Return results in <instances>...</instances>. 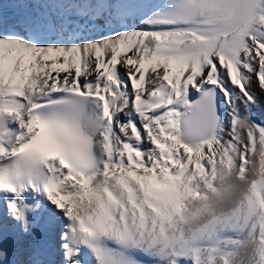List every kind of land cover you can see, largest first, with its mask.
<instances>
[{"label": "snow or ice", "instance_id": "obj_1", "mask_svg": "<svg viewBox=\"0 0 264 264\" xmlns=\"http://www.w3.org/2000/svg\"><path fill=\"white\" fill-rule=\"evenodd\" d=\"M264 0H0V264H264Z\"/></svg>", "mask_w": 264, "mask_h": 264}, {"label": "bare ground", "instance_id": "obj_2", "mask_svg": "<svg viewBox=\"0 0 264 264\" xmlns=\"http://www.w3.org/2000/svg\"><path fill=\"white\" fill-rule=\"evenodd\" d=\"M253 91L257 95V104H256V108H255V115L257 116V114H259L258 112L261 111V109H262V113L264 114V93H261L260 89L257 87L255 82L253 83Z\"/></svg>", "mask_w": 264, "mask_h": 264}, {"label": "rangeland", "instance_id": "obj_3", "mask_svg": "<svg viewBox=\"0 0 264 264\" xmlns=\"http://www.w3.org/2000/svg\"><path fill=\"white\" fill-rule=\"evenodd\" d=\"M258 113H259V114H257V116H256L257 119H259V118H260V119H261V118L264 119V114L262 113V109H261V111H259Z\"/></svg>", "mask_w": 264, "mask_h": 264}]
</instances>
